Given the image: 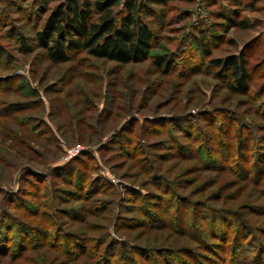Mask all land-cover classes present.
I'll list each match as a JSON object with an SVG mask.
<instances>
[{
	"label": "rangeland",
	"instance_id": "374dc122",
	"mask_svg": "<svg viewBox=\"0 0 264 264\" xmlns=\"http://www.w3.org/2000/svg\"><path fill=\"white\" fill-rule=\"evenodd\" d=\"M63 1L0 0V215L10 221L5 239L0 238V245L5 246L0 249V264H95V259L87 256L68 259L54 251L40 230L60 239L62 233L79 237L83 253L99 246L97 241L104 238L107 228V240L135 246H191L170 225L150 227L143 214L147 205L151 214L160 216L161 211H168L170 216L178 202L187 198L190 201L179 206L186 224H190L193 205L199 204L203 205L202 213L206 207L232 211L242 214L255 229L264 227V214H254L251 208H264V174L252 182L254 149L264 150V80L253 81L248 95H230L223 83L212 77L208 62L227 56L233 48L221 39L214 42L206 58L204 51L194 46L200 32H211L212 28L225 41H235L238 49L246 42L257 43L250 63L259 74L261 60L264 63V0H255L256 10L251 13L245 10L251 0H142L152 11L146 22L155 40L148 60L129 65L98 61L81 52L69 56L64 64L50 62L37 48L35 35L50 11ZM116 1L115 13L124 0ZM221 11H235L251 28L241 31L227 25L225 29V22L216 18ZM254 52L253 48L247 51ZM168 55H173L170 58L178 65L162 75L153 65L154 58ZM4 86L9 89L1 92ZM258 91L260 99L255 100ZM188 114L202 120L194 123L205 135L175 122ZM230 114L253 121L261 140L244 147L247 172L243 177L236 168L237 163H243L236 154L238 145H234L226 171L202 168L199 150L214 147L219 155L214 123L221 122L228 130L226 116ZM150 120L162 123L151 126ZM121 128L119 133L130 137L132 145L137 143L135 136L142 137L144 132L152 164L145 163V158L125 156V152L133 153L132 145H109L110 137ZM156 131L163 134L154 136ZM175 145L188 148L190 154L180 157ZM76 146L83 152L65 162L66 151ZM82 162L95 165V172L85 177L102 179V184L109 183L119 191L114 207L117 226L110 225L114 216L108 205L101 206L111 204L114 197L87 196L85 179L76 187L75 171H85ZM154 174L157 179L167 178L173 187L153 178ZM130 191L147 196L146 204L135 200ZM47 205L54 208L49 211ZM71 210L79 213L69 216L66 212ZM18 227L25 230L22 249L17 241ZM102 242L99 247H106L108 241ZM36 243L45 245L37 247ZM65 243L70 252H78L71 239ZM158 257V264H166Z\"/></svg>",
	"mask_w": 264,
	"mask_h": 264
},
{
	"label": "trees",
	"instance_id": "16d2710c",
	"mask_svg": "<svg viewBox=\"0 0 264 264\" xmlns=\"http://www.w3.org/2000/svg\"><path fill=\"white\" fill-rule=\"evenodd\" d=\"M256 1L251 0L246 3L245 10L249 13L254 12L256 10L254 2ZM117 5L116 0H64L50 11L49 16L38 32H36L35 42L37 48L42 49L47 59L54 64L67 63L69 56L79 52L87 54L92 59L116 65H129L148 60L155 40L153 29L146 22V19H150L152 11L147 9L142 3V0H124L121 10L115 13ZM235 16L237 22L233 24L232 21ZM216 18L225 22V29L227 25L230 29L236 28L241 31H246L251 28L248 21L235 11L233 13H224V11H221ZM221 39L229 47L233 48V50L225 57L209 60L208 68L211 71L212 77L222 82L223 88L230 95H248L253 81L257 79L264 80V71H262V67L264 66L263 60H261L262 67L260 68L261 71H259V74H257V68L253 69L250 63V60L257 53L255 49L257 43L255 45L253 42H246L242 45V48L238 49L235 41H225L226 39H223L212 28L211 32L201 31L197 39H195L194 46L197 45L199 49L203 50L204 56L208 58L212 46L214 47L216 45L214 42ZM251 48L256 52L253 54L247 53ZM172 56H156L154 58L153 65L162 75L167 74L178 65L176 59L170 58ZM261 84H263L264 90V81ZM8 87H2L1 92L9 89ZM259 99L260 92L258 91L255 95V100ZM204 117L206 118L208 115H204ZM226 117L229 123L228 130H225L227 127L223 123H214V132H217L219 139L217 144L219 147H217L219 155H216V148L214 147L211 149L208 147L206 149L201 148L199 150L202 154V168L209 169L213 167L217 172L226 171V169H229L230 158L233 157V152L235 151L234 145H238L236 146V154L239 157L238 159H241L243 163H237L236 168L238 174L243 177L247 172L246 165H244L246 160L244 147L245 145L249 146L251 142L254 144L259 143L261 140L257 138V127L252 123L253 121H249L239 114H230V116ZM195 121L202 122L199 117L188 114L177 119L175 122H180L178 123L179 126L180 124H186L188 128L193 129L198 135H205V131H201V126L196 125L194 123ZM159 122L161 121L150 120L149 125L159 126ZM121 130L122 128L118 130L115 136L110 137L108 141L109 145L115 143L119 145L118 147L124 143L132 145L130 137L119 133ZM141 134L142 137L135 136L137 143L132 145L131 151L133 153L125 152L124 155L132 159L137 157L145 158V163L152 164V154L150 153L148 145H146L147 136L143 137L144 132H141ZM162 134L157 133L153 135ZM233 138L235 144L231 142ZM175 148L181 152L180 157H185L190 154L188 148L179 145H175ZM224 157H228V159L223 161L222 158ZM254 157L253 183L264 174V150L260 149V147L255 148ZM88 160L93 163L91 158ZM81 166L85 171L83 173L84 175L75 171L76 187L79 188L80 184L86 181L88 182L87 196L98 194L100 196L108 195L114 197L111 204L104 202L101 206L103 208L108 205V208L114 216L110 225L113 224V227L117 226L118 220L114 215V207L117 206L116 199L119 198V191L109 183L102 184V179L92 180L91 177L89 179L87 176L85 177L87 173L95 172V165L89 166L82 162ZM144 171H146L145 168ZM153 178L157 179L155 174ZM161 179L169 187H173V183L167 178L162 177L157 180ZM132 193L134 191L129 192V194ZM134 195L136 196L135 200H142L146 204L147 196H141L135 193ZM130 197L132 198V196ZM189 201V198L186 201H179L178 207L170 216L168 215V211H161V215L159 216L157 213L156 215L149 213L146 208L147 205L143 207V214H145L146 220L152 224L150 227L158 229L165 227V225H170L176 235L185 237V239L192 243L191 246L187 245L182 248L172 249L160 247L157 249L147 246L131 245L127 241L107 240L109 237V229L107 228V231L103 235L104 238L97 241L99 246L103 243L102 240L104 242L108 241L106 247L104 245V247L96 245L95 248L92 247L88 251L85 249V253H83V245L79 237L62 233V240L57 235H47L41 230L38 233L45 237V241L48 240V247H52L54 251L63 253L68 259L69 257L87 256L90 259H95V264H158V255L162 257L163 262L166 264H264L263 226L255 229L254 225L247 221L242 214L232 211L206 207L204 208L206 210L205 213H202L200 210L203 208V205L199 204L198 207L195 204L193 205L194 207L190 213V224H186V215L179 206ZM47 207H49L47 208L49 211L54 208V206L50 207V205H47ZM120 208L121 206L118 207L117 212H120ZM251 208L254 214H264V208ZM66 213L74 217L79 212L71 210V212L67 211ZM0 220H4L0 224V238L5 239L4 231L10 227V221L8 223L3 215H0ZM248 231L250 232L249 234H247ZM17 232L19 234L17 241L22 249L24 245L22 236H24L25 230L22 227H18ZM65 238L73 241L72 247L77 249L78 252H70L69 246L65 243ZM261 239L262 241L259 242ZM42 245L45 244L36 243L34 246L41 247ZM116 248L118 249L115 251ZM0 249L4 250L5 246L3 244L0 245Z\"/></svg>",
	"mask_w": 264,
	"mask_h": 264
},
{
	"label": "built area",
	"instance_id": "2783aa9c",
	"mask_svg": "<svg viewBox=\"0 0 264 264\" xmlns=\"http://www.w3.org/2000/svg\"><path fill=\"white\" fill-rule=\"evenodd\" d=\"M83 152V149L80 146H76L73 148H70L66 151V157H65V162H68L69 160L79 156Z\"/></svg>",
	"mask_w": 264,
	"mask_h": 264
}]
</instances>
